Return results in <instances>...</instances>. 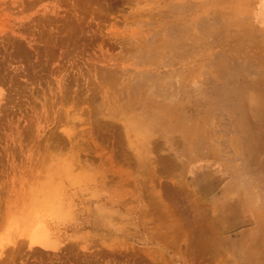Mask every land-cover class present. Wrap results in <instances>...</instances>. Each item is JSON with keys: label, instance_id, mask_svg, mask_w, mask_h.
Masks as SVG:
<instances>
[{"label": "rangeland", "instance_id": "1", "mask_svg": "<svg viewBox=\"0 0 264 264\" xmlns=\"http://www.w3.org/2000/svg\"><path fill=\"white\" fill-rule=\"evenodd\" d=\"M261 202L264 0H0V264H264Z\"/></svg>", "mask_w": 264, "mask_h": 264}, {"label": "crops", "instance_id": "2", "mask_svg": "<svg viewBox=\"0 0 264 264\" xmlns=\"http://www.w3.org/2000/svg\"><path fill=\"white\" fill-rule=\"evenodd\" d=\"M257 172L255 173V179L257 178H260V177H257ZM248 177L247 175L244 177V181H241V185L242 186H246L245 184L248 183V180L246 181L245 178ZM239 178H241V173L239 175ZM231 184V182L229 183ZM256 211H257V215H260V217H258L259 219L256 220V222L254 223L256 225V227H260V232H262V236H264V202H261L260 205H257L256 206ZM261 240L263 241L264 240V237L261 238Z\"/></svg>", "mask_w": 264, "mask_h": 264}]
</instances>
